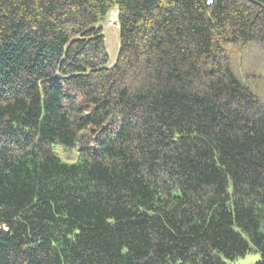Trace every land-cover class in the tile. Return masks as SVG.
Segmentation results:
<instances>
[{"label": "trees", "instance_id": "1", "mask_svg": "<svg viewBox=\"0 0 264 264\" xmlns=\"http://www.w3.org/2000/svg\"><path fill=\"white\" fill-rule=\"evenodd\" d=\"M247 43L264 0H0V264H264Z\"/></svg>", "mask_w": 264, "mask_h": 264}, {"label": "rangeland", "instance_id": "2", "mask_svg": "<svg viewBox=\"0 0 264 264\" xmlns=\"http://www.w3.org/2000/svg\"><path fill=\"white\" fill-rule=\"evenodd\" d=\"M111 14V13H110ZM113 15L116 14L114 11ZM110 15L99 25L103 29V35L105 37L106 48L110 56V62H114L118 54L119 49V35L118 27L109 23ZM231 57L233 61H238L247 70V73H253L255 80L250 83L251 88L256 90L257 93L260 92V96L264 99V46H258L257 44L247 43L245 45L235 46L231 48ZM258 58L254 57L253 54L259 53ZM248 73V76H249ZM55 154L65 161H76L78 152L75 150H68L64 147L56 145L53 146ZM261 259L260 255L256 252H248L244 257L238 258L236 260L228 261L229 264H255Z\"/></svg>", "mask_w": 264, "mask_h": 264}, {"label": "built area", "instance_id": "3", "mask_svg": "<svg viewBox=\"0 0 264 264\" xmlns=\"http://www.w3.org/2000/svg\"><path fill=\"white\" fill-rule=\"evenodd\" d=\"M112 13H111V16H110V24L115 25V26L117 25L116 27H118V24L116 22V20H117V12H116L115 15H113Z\"/></svg>", "mask_w": 264, "mask_h": 264}]
</instances>
